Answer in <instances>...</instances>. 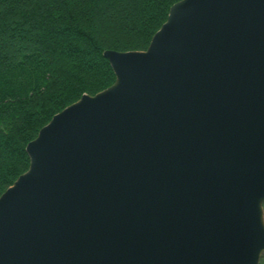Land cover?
<instances>
[{"label":"water","instance_id":"water-1","mask_svg":"<svg viewBox=\"0 0 264 264\" xmlns=\"http://www.w3.org/2000/svg\"><path fill=\"white\" fill-rule=\"evenodd\" d=\"M56 113L0 195V264H259L264 0H179Z\"/></svg>","mask_w":264,"mask_h":264},{"label":"trees","instance_id":"trees-1","mask_svg":"<svg viewBox=\"0 0 264 264\" xmlns=\"http://www.w3.org/2000/svg\"><path fill=\"white\" fill-rule=\"evenodd\" d=\"M177 1L0 0V195L56 113L114 83L104 51L146 49Z\"/></svg>","mask_w":264,"mask_h":264}]
</instances>
